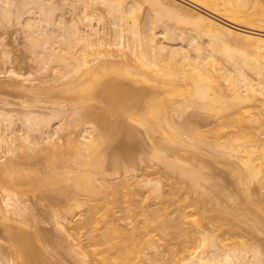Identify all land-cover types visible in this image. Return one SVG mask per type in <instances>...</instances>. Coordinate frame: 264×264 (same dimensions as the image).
Segmentation results:
<instances>
[{
	"label": "bare ground",
	"instance_id": "obj_1",
	"mask_svg": "<svg viewBox=\"0 0 264 264\" xmlns=\"http://www.w3.org/2000/svg\"><path fill=\"white\" fill-rule=\"evenodd\" d=\"M0 1L5 4L3 9L0 7V11L3 10L1 13H5V17L7 14L9 19L10 14H13L12 9L15 8L13 6L18 7L17 13L14 14H21V17L19 15L16 17L20 20L19 23L24 24L25 21L26 28L23 29L29 33L27 38L29 36L28 39L33 47L39 46V42L44 39L42 43L44 50H39L41 53H46V56L40 53L42 55L40 57H46L43 61L46 63L48 61V67L51 62L56 63L58 69L63 71V74L60 72L63 80H67L69 76L68 80L71 81V75L73 81L79 79L78 82L83 83V80H80L83 77L86 82L90 81L88 86L85 83L83 87L76 84L77 86L72 89L71 86H67V83L71 84V82L66 83L68 91L69 89L71 91L68 94L73 95L69 101L72 104L76 100L73 104L76 107H73L77 110H71L77 112V121L82 123L87 120L84 117L92 118V113L79 112L77 105L82 103L79 101L81 99L90 100V96L97 90L102 92L111 105L116 103L115 101H118L116 104L120 103L119 106L124 104L121 100L127 93L128 96L131 95L130 99H134L137 106L144 102L146 112L143 115L137 113L135 120L138 117L136 121L145 129V134L153 145L151 151H146L142 146L144 144L138 148L144 154L143 162H147L148 168L157 164L162 165L161 171L165 169L164 175L156 172L158 176L161 175L158 179L155 178L157 180L150 178L137 180L139 176L135 173L132 174L133 179L127 176L126 179L120 178L116 173L110 174L111 178L112 175L120 178L119 181L117 179L119 183H116L115 176L111 181V178L105 174L104 166L107 163L95 159L97 155L95 149L97 147L99 149L97 143H94L97 137H92L95 136V132L93 133L96 131V128L93 130L95 126L88 125L83 128L84 131L82 130L81 133L84 134L83 141L72 139L73 137L71 140L69 135L67 144L71 141L68 146H71L72 150L74 148L75 154H78L75 158L79 159V162L81 159V162L76 161L80 164H76L78 174L74 173L67 164L69 171L64 170V173L68 172V175H71L73 172L74 177H71L73 181L71 187L69 183L67 184L69 189L65 186L68 178L65 179L67 181L63 186L66 187V191L70 190V193L71 189H74L72 191L75 194L72 193L71 196L75 197V200L72 197L73 201L77 200L75 208L81 209L82 206H86V211L83 210L86 214L83 215L82 222L84 231H80L81 235L78 236L76 230H72L73 227L67 226L74 224V221L73 224L68 223L72 222L70 217L72 212H76L73 204L71 205L73 208L69 206L72 209L68 208L61 217L55 215V226L62 237L51 249L46 244V247L43 245L45 249L39 250L33 244L44 235L40 230L33 233L27 232V228L25 231L23 228L18 231L10 230L8 237L14 252L12 254H15L22 264H61L62 254L68 255L77 264H264V250L258 245L254 247L250 242L253 236H264V193L262 195L260 193L261 197L259 195L258 198L257 195H253L254 191H251L253 185H259L258 187L264 189V11L261 9L260 0H186L192 3L191 7L183 5L180 0H76L77 3H74H80L84 8L91 6L90 3L106 6L114 17L113 31H111L113 33L110 34H113V40L111 36L110 42V38L105 39L106 33L102 35L98 28L95 29L90 25L89 30L82 28L83 21L80 19V22L78 17L76 19L79 22L74 18H72L74 22H66L61 16L62 18L54 23L56 20L51 17V12L58 10L57 5L54 7L52 4V7L49 4L51 8L43 0H31L38 9L37 17V15L32 16L31 8L25 9L28 4L25 5L24 0ZM195 6L205 11L193 9ZM143 7L149 14H147L148 20L147 18L143 20L144 25L141 26V20L138 19L141 18L139 15L143 12ZM25 12L32 13L27 15L28 21L21 20L22 15H25L22 13ZM165 19H168V22L170 19H177L181 24L184 22L190 25L191 28L187 27L191 29L190 32L182 31L185 34L180 33L181 37H178L181 38V44H175L173 38V42L170 37L167 38L171 30L167 27L169 25ZM53 25L58 27L56 29L58 31H51ZM49 26L51 29H48ZM156 27L163 29L161 34L166 41L160 38V33L157 36ZM171 32L172 35L175 34ZM78 45L81 48L79 54H77ZM63 50L66 51L65 54ZM43 61L39 60V63ZM121 62H124L126 67H123ZM104 76H116V78L103 81L101 77ZM119 76L123 77L122 80L118 78ZM142 76L143 82L146 81V84H143L147 87L133 86V83L141 81ZM125 78L132 80L133 85L126 84L124 81L128 79ZM30 82L33 84L30 87H35L33 81ZM156 93L158 95H155ZM127 104L125 101L123 106H128ZM123 106H120L123 108L120 109L125 111L127 108ZM194 107L209 109L211 114L209 113V119L208 117L206 119L211 127L205 130H201V124L194 127L195 123H192L194 115H188L189 117L180 123L175 120L176 114L182 115ZM56 113L60 117V113L64 115L66 112L61 110ZM133 113L131 112L133 116L130 114L129 117L134 118L136 112ZM20 114L22 113L16 115L10 110L0 109V147L11 146L16 140H20L27 154L28 151H25L29 147L27 145L40 142V138V140H50L58 133L57 130L61 129L53 125V115L48 114L53 116L52 120L47 114L48 117L32 111ZM95 114L97 116V113ZM57 116L55 118H58ZM18 123L25 129L22 134L16 129ZM35 132L39 134L41 132L43 136H39V139L36 136L37 140L32 136ZM100 138L98 137L99 140ZM100 142V147H104ZM54 145L57 144L52 141V152L60 150V147L64 150L70 149L67 145H65L67 147ZM29 154L30 152L28 156H32ZM51 154L53 156V153ZM55 155L58 158V155ZM59 156L63 157L61 154ZM204 156L210 157L208 162L212 161L231 177L229 182L232 181L235 185L236 194L228 192L227 184L220 179L217 180L214 172L218 168L212 167V162L210 165L204 164L201 160ZM118 160H113L114 163H111L117 170L120 169L118 166L121 164ZM10 161L12 162L13 159L11 158ZM10 161L8 162L11 163ZM8 162L6 165L0 164V179L5 183L4 180L11 177L12 181L9 183L7 181L8 187L9 189L13 187L16 193L13 189L12 193L8 188L7 191L5 190L7 194H4L3 205L6 210L4 208L3 210L10 214L6 218L12 216L23 218L24 227L25 223L29 224L33 214L22 203V199H17L18 188H14L16 187L14 184L17 187L20 185V188L28 185L26 187L34 189L35 182L33 187L32 184L29 185L32 181L28 180L32 178L37 185L38 182L41 185L40 182L44 179H40L38 173L29 174L31 172L24 171V168L20 171L23 173L10 174V170L13 171L16 165L14 162L13 165ZM53 162L48 164L52 163L54 166ZM63 164L64 161L61 163L62 167ZM128 164L132 166L134 161L130 160ZM93 167H97L95 168L97 172L100 167L101 175L105 170L104 180L103 176L102 178L99 176L100 173L93 170ZM65 168L67 169L66 166ZM53 169L54 167L51 171H54ZM7 172L10 175L6 174ZM55 172L57 173V169ZM3 173L9 177L3 176ZM27 173L29 176H26ZM13 175L21 177L18 179L25 177L22 181L30 178L26 180L27 182H22L17 181V178L12 177ZM162 176L165 181L161 180ZM55 177L57 179V176ZM98 177L102 179L101 183L99 181L100 185L96 183ZM11 183L13 186L9 185ZM46 184L45 186L48 185ZM20 188L19 191L22 190ZM23 189L27 190V188ZM11 219L13 221V217ZM19 221L21 220L17 222ZM204 221H207L208 229L204 226ZM76 223L78 225L77 221ZM78 228L79 225L78 227L74 225L73 229L78 231ZM262 239L264 242V238ZM259 241L262 242L261 239ZM44 242L41 241L42 244ZM3 263L0 261V264Z\"/></svg>",
	"mask_w": 264,
	"mask_h": 264
},
{
	"label": "rangeland",
	"instance_id": "obj_2",
	"mask_svg": "<svg viewBox=\"0 0 264 264\" xmlns=\"http://www.w3.org/2000/svg\"><path fill=\"white\" fill-rule=\"evenodd\" d=\"M24 1H25V5H26V3L28 4L27 7H25V9L31 8L32 11H33V15L32 16H36L37 15V17H38L39 14H38V9L36 8V4H34V2H32L31 0L28 1L29 3L27 2V0H24ZM43 1H45V4H48L47 5L48 7L50 6L49 4H51L52 7H53V5H54V7L56 5H57L56 6L57 8L59 7L58 10H55L57 8H54V10H55V11H53V13L55 12L54 14L51 12V17H53L56 20V22H54L55 20L53 19L54 23H57L58 20L62 18L61 16H63V18L65 19L66 22L69 21L71 23L74 22V20L72 18H74L75 20H77V19L80 20L81 19L84 22L83 23L80 20V22L82 24V28H84V29L86 28L87 30H89L90 26L91 27L94 26L95 29L98 28L97 30H99L102 35H105L104 33H106L107 37L105 36V39L106 38H108V39L110 38L109 42L111 41V36H112V40H113V34L112 35H110V34L113 33L111 31H113L112 30L113 29L112 22L114 20V17L111 15V13H109V11L107 10L106 6H104L102 4L101 5L100 4H96L95 5V4L90 3L91 6H89L87 8H84L80 3L75 4V3H77V2H75L76 0H69V2H68V0H66V1L65 0H50L49 2H46L47 0H43ZM1 2L2 1H0V7H1V9H3L2 7L5 4L3 2H2L3 3L2 4ZM180 2L183 5H185V6L187 5V7H191L190 5H192V3H190L189 1H186V0H183V1L180 0ZM260 3L262 4L261 9H263V11H264V0H260ZM69 5L71 6V8H69L70 7ZM28 6H31V7H28ZM13 8L14 9L11 8L13 16L10 14V16H11L10 19L7 18V14H6V17H5L4 16L5 13H1L3 10L0 11V13H1L0 14V109L3 108V110H6V111L10 110L11 112H13V114L15 113L16 115L19 114V113H22V114H25L27 112L29 113L31 111L32 112H36V113H41L44 116H47L48 114H50V115L54 116V121H52L54 123L53 125L55 127L58 126V129L61 128V129H59L60 131L57 130L58 133H56L50 140H46V141L44 139L40 140L41 138L39 139V136H43V134L41 132H40L41 135L39 133H36V132L33 133L34 134V135L32 134V136H34L33 138H36V136H38L37 138L39 139L40 142L36 141L34 144L27 145L30 148L25 146V148L27 147V149L25 151H28V153L30 152L31 154H29V155H32V156H28V153L26 154L24 152V149H23L24 145H23V143L20 140H16L13 143V145H11V146H3V145H1V147H0V164L3 165V163H5V165H6V163L8 161H10L11 158H12L13 161L12 162L10 161L11 163H9V162L8 163L12 164V165L15 163V165H16L15 166L16 168L13 166L15 168L14 170L12 169L13 171L10 170V174L12 172H13V174L18 173V172L19 173H23V172H20V171H23V168H24V171H26V172L28 171V173H29V171L31 172L29 174L38 173L37 175L39 176L40 179L43 178L44 180H46V178H47L45 183H44V180H41L43 182V183L40 182L41 185H39V182H38L39 187H38L36 181H33V179L30 178V177L29 178L31 180H28L29 178L23 180V181H26V180L32 181L33 183L32 182L31 183L28 182V183H29V185L32 184L33 187H34V182H35V188L34 189L33 188L31 189V187L30 188L26 187L28 185H24L25 187H21L22 188V190H21V188L19 187L20 185H18V187H17V185L14 184L16 186L14 188H16V189L20 188V190L24 192V193L23 192L21 193V191H19L17 189V196H19V198H17V199H22L23 200L22 203H24L28 207L30 213L33 214V217L30 218V220L29 219L26 220V222H28V220H29V224L25 223L24 224L25 228L22 226L23 222H25V221H23V218H21V219L17 218V217L14 218V216H12L13 217V221L11 219L12 217L6 218V217H9L10 214L8 215V213L5 212L6 208L3 205L4 204L3 203V198L5 196L4 194L6 193L7 188L9 189L8 183H9V181H12V178L10 177L9 178L10 180L9 179H5V180L3 179L4 181H6L5 182L6 184L1 181L2 179H0V182H1V184H0V259L1 260L0 261L4 262L5 264H8V263H10V264H22V262L17 257H15V254H12L14 252H13V248L11 247V243H9V237H8L9 233L8 232L10 230L18 231L21 228H23L24 231L27 228L26 231L30 232V233H33L35 231L39 232V230H40V232H43L41 234H44L43 236H41L42 238H40L42 240H40V239H37L36 241L34 240L36 243L32 241L33 244L35 245V247L37 246L36 248L39 249V250L40 249H42V250L45 249V247L47 245H48V247L50 246L49 249H51V248L55 247V245L57 244L56 243L57 241L60 242L62 236H61L59 230L56 228L57 226H55L56 224H55L54 218L56 219L57 214H58L59 217H61L62 214L66 213V210L68 211L69 206L70 207H72L74 205L76 206V202H77V200L76 201L72 200V197L75 200L74 195L71 196V194L73 193L74 189H71V193H70V190L66 191V189H69V186L72 185L73 181H71V179H72L71 177H74L73 172L78 174V171H79L78 170V166L76 165V164H78V163H76V161L79 162V159L75 158V157H77L78 154L77 155L75 154L74 148L72 150L71 146H68L69 144H71V141L67 144V139H69V138L71 139L73 137L72 139L83 141V135L84 134H81V133H83V131H84L83 128L84 127L86 128L88 125L89 126L92 125L93 127L95 126L93 128V130H95V128H96V131H93V133L95 132V134H94L95 136H92L93 134L91 135L92 137H97V140H95L94 143H97L96 145L99 146V149H98V147L95 149L96 152H97V155H98V156L97 155L95 156V159L97 161L98 160L99 161H105V163H107V164L104 163L106 166L103 165L104 168L106 169V172H105V170H103L102 175H101L102 170L100 169V167H99L100 170L98 169L99 172H97L95 170V168L97 169V167H95V168L93 167V170H95V172H97V173H100L99 176L100 177L103 176V180H104V175L105 174H107L109 176V178H111L110 174H115V173H116V175H119L120 178H124V179H126L125 176H127L130 179H133L132 174L135 173V174H137V176H139V178H137V180L138 179L141 180L142 178H148V179L150 178L152 180H157L158 177H160L161 175L158 176V174L156 172H158V173L161 172L159 174H163V172H164V174H165V171H164L165 169L163 171H161L162 170V168H161L162 165H157V164H153L152 166H150V168H148L149 166L147 167V165H148L147 162H145V161L143 162V155L144 154L141 153V150L138 147H141V145L144 144L142 146L146 149V151H151L153 144H151L152 142L150 143L147 135L145 134V129L138 123V121H136V120H138L137 119L138 117H136V120H135V116L137 115V113H138V115H143L146 112V108L144 107L145 106L143 104L144 102L140 103L141 104L140 106H137V104H135V102L133 101L134 99H130L132 97H130L131 95L128 96V93L124 95V98H123V96H121L123 99H125L124 101H123V99L121 101L124 102V104H125V101H126V103H128L127 105L129 106L130 109L128 108V106L125 105V107L127 108L126 109L123 106L124 104L122 103V105H120V106H123L126 109V110L124 109L125 111H122L123 108L119 106L120 103L116 104L118 101H115L116 103L111 105V104L108 103V100L105 99V97L102 94V92H100L98 90L95 91L92 94L94 96L92 98H91L92 95L90 96V100L91 101L89 99H87V101H85V100L83 101L81 99L79 101L82 102V103L79 102L80 104H78V105L76 104L79 112L80 111H84V113H86V111H87V113H92L93 115H91V116H92L93 119L91 117H89L90 118V120H89V118L84 117V118L87 119V120H84V118H83L82 120H84V122L82 121V123H81V122L77 121L78 120L77 119L78 116L76 117L77 112H75L77 109L75 108L76 106L73 105L74 101H76V100H74L73 103L71 104V102H70L71 100L70 99H71V97L73 95L68 94L71 91H70V89L68 91L67 86H71V89L74 86H77L76 84L82 85V87H83L84 83H85V85L88 86V83L90 81L87 80V82H86L85 78L83 77V78H80V80H83V83L82 82H78L79 79H78V81L74 80V81H76V82H74L73 81V77L71 75H70L71 81L68 80V79H70L69 76H68L67 80L66 79L63 80L62 79V75H61V73L63 71L58 69L59 66L56 63L51 62L49 64V67H48V65H47L48 61H47V63L45 61H43V60H46V57H40V56H42L41 54H43V55L46 54V53H41V51L39 50V49H41V50L43 49V44L42 43H43L44 39L42 38L43 41L42 42L40 41L41 43L39 42V46L37 45L38 48L35 47L36 45L33 47L31 45V43H30L31 41H29V39H28L29 36L27 38V35L29 33L26 32V29H23L25 27V24H26L25 21H24V24H22L23 22L19 23L20 20L18 19V17H16L19 14H17V15L14 14V12L17 13L16 11L18 10L17 9L18 7L13 6ZM195 8H198V9H195ZM19 9H20V7H19ZM84 9H85V11H84ZM142 9H143L142 10L143 12L141 13V15H139L141 18L138 19L139 21L141 20L140 21L141 22V26L144 25L143 24L144 23L143 20L145 21L146 18H147V14H149L147 12L148 10L146 11L145 7H143ZM193 9H195L197 11H201V10L205 11L203 8L201 9V7H196V6L193 7ZM22 14H25V15L24 16L22 15L23 18L21 20H25L26 19V21H28L27 18H29V16H27V15H30L32 13L26 14V12H25V13H22ZM87 15L89 17H86ZM8 16H9V14H8ZM19 16L21 17V14ZM76 17H78V18L76 19ZM219 19H221V18H219ZM147 20H148V18H147ZM165 20H167V25H169L167 27H170V30L173 31V33H175V34L172 35V32L170 30H168V32L170 31L171 34L168 33L167 38L170 37L172 42H173V39H174V43L175 44H179V43L181 44V42H180L181 38L178 39V37L179 36L181 37L180 33H183V32H187L188 33V32H190V30H191L190 29L191 28L190 25L188 26L187 23H184L182 21L181 22L183 24H181V23H179V20L177 21V19H174V20L170 19L169 22H168V19H165ZM78 22H77V24H79ZM81 24L79 26H81ZM53 26H51L52 29H51L50 26H49L50 28H48V29H51V31L53 30L54 32L58 31V30H56L58 27H56V26L53 27ZM178 27H179V30H178ZM187 27H190V28H187ZM156 28H155L156 29L155 32H157L156 33L157 36L160 33L159 34L160 38H162V40L164 39L166 41V38H163L164 35L161 34L163 29L162 28H158V27H156ZM51 31H50V33L54 34V32H51ZM176 31L179 34H177ZM176 34H177V37H175ZM183 34H185V33H183ZM172 36H174V37H172ZM27 40H28L29 43L27 42ZM106 42H108V41H106ZM79 46L80 45L77 46V48H78L77 54L81 53V48ZM35 48H37L38 50L35 49ZM77 48L75 47V50H77ZM33 49H35V51ZM58 51H59V49H58ZM60 52L62 53V51H60ZM63 52H64V50H63ZM65 53H66V51L63 54H65ZM34 56H36V57H34ZM39 60L43 61L44 63L40 62L41 63L40 64ZM45 63H46V65H45ZM121 63H122V66L124 65L123 67H126V64L124 62H121ZM118 64L120 66V63H118ZM119 66H117V68H119ZM41 67H43V68H41ZM45 67H47V68H45ZM42 69H44V70H42ZM60 75H61V77H60ZM108 78L109 79L110 78H116V76L115 77L114 76H111V77H109V76L105 77L104 76L103 78L101 77V80L105 81ZM118 78L122 80L123 77L120 78V76H119ZM139 78H141V77H139ZM125 79H128V81H126ZM125 79H123V81L125 80L124 82L126 84H128V85L132 81L129 78H125ZM142 79H144L143 76L141 78L142 82L139 80L140 81V82L138 81L139 83L138 82L137 83H133L134 85L132 83L131 84L133 86L137 87V88H144V87L146 88L147 87L145 85L146 81L143 82ZM30 80L33 81L35 87H30V85L32 84V82H30ZM68 81L71 82V84L67 83ZM66 83H67V86H66ZM143 83H145V84H143ZM142 84H143V87H142ZM31 86H33V84ZM87 86H85V87H87ZM61 87H63V88H61ZM62 90H64V92ZM97 94H99V95H97ZM152 94H154V93H152ZM55 95H57V97H55ZM155 95H158V94L156 93ZM62 100H63V102H62ZM83 102H85V103H83ZM66 103H68V104H66ZM130 104L133 105V106H131ZM73 106H75V107H73ZM60 107L61 108L63 107L64 109L63 108L61 109ZM120 108H122V109H120ZM54 109H58L59 111L62 110L63 112H66V113H64V115H63V113H62V115L60 113L59 114L60 117H58L56 115L57 114L56 112H59V111L55 112ZM71 109L75 110V111H72ZM79 109H81V110H79ZM130 110H131V112H134V113L136 112V114L134 115V118L133 117H129V115L131 114ZM208 111H209V109L205 110V108L194 107V108L188 109V111L186 113H183L182 115L181 114L180 115L176 114V116L175 115L174 116H175V120L180 123V121H182V120L185 121V119L187 117H189L190 115L191 116L194 115L193 116L194 119H192L193 120L192 123L194 122L195 124L194 125L192 123L191 124L194 127L197 126V124L198 125L201 124V126L200 125L199 126L202 129L200 127L199 128L201 130H205L206 128L211 127V126H209L210 124L207 123V119H206L207 117L209 119V115L211 114L210 111L209 112ZM73 112L75 114H73ZM95 113H97V116H96ZM22 114H20V115H22ZM50 115H48V116H50ZM55 115L58 118H55L56 117ZM53 116H50V118L52 120H53ZM131 116H133V115L131 114ZM101 119H103V120H101ZM76 121L79 122V124ZM80 121H81V119H80ZM93 121H94V123H92ZM87 122H89L90 124L87 123ZM208 122H211V121H208ZM95 124H98V125H95ZM16 126H17L16 129L17 130L19 129L18 133L22 134V133L25 132L24 127L22 128V126H19V123ZM54 126H53V129H55ZM97 130H98V133H97ZM99 134H102V135H99ZM76 135H79V137L76 136ZM68 136H69V138H68ZM59 137L61 139H59ZM76 137H77V139H76ZM98 137H101L100 140L98 139ZM78 138H80V139H78ZM52 141L55 142L58 146H61L62 145L61 143H63L64 145H62V146H64V147L68 146V148H70L71 150L67 149V148H65V150H64L63 147H62V149H61V147L60 148L58 147L60 150L52 152L53 151L51 149L52 148V146H51ZM100 141H102V142H100ZM140 141H143V142H140ZM99 142L104 147H102V146L100 147ZM65 145H67V146H65ZM59 151L62 152V153H56V152H59ZM24 153L27 156H25ZM51 153H53V156H52ZM55 154L58 155V158H57V156ZM59 154H61L63 157L60 158ZM73 155H74V157H73ZM53 157L55 158L54 162H53V159H54ZM125 157H126V159H128V161H130V160L134 161V165L131 164L132 166H130L128 164V161L125 159ZM62 158H65L68 161L66 162ZM79 158H81V157H79ZM208 158L211 159L210 157H205L204 156V158L202 157L201 160H202V162L204 164L208 165L207 163H209V165H210L211 164L210 162H212V161L208 162L209 161ZM116 159L117 160L119 159L120 161L119 160L118 161H119V163H121L120 166H118V167H120V169H118V170L115 167L114 168L116 170H114V168H113L114 165H111V163L112 164L114 163L113 160L115 161ZM50 160H52V161H50ZM56 161H58V163H56ZM62 161H64L63 167L61 166ZM50 162L55 163L54 166L52 165V163H51V165H49L48 163H50ZM73 162H75V163H73ZM80 162H81V159H80ZM57 164H59L58 167L60 169V171H59L60 174H58L59 173L58 172L59 169L57 167ZM67 164H69L68 166H70L72 168V170H73L71 175L70 174L68 175V172H66L67 174L64 173L65 172L64 170H68L69 171ZM64 165L67 167V169L65 168ZM78 165H80V164H78ZM85 165H89V164H85ZM121 166H123L124 168L121 167ZM211 166L212 167H217V165L214 164L213 162H212ZM53 167H54V169H53L54 171H51ZM55 167L57 169V173L55 172V170H56ZM91 167H89V168L92 170ZM85 168H86V166H85ZM87 168H88V166H87ZM104 168H102V169H104ZM217 168L218 169L214 168V169H216L215 172L213 171L214 175L216 174L215 177L217 178V180L220 179V180H222V182L227 184V190L229 189L228 192H231L232 194H234V193L236 194L235 185L232 184V181L229 182L231 177L228 176V174L224 170H221L222 169L221 167L218 166ZM219 168H221V169H219ZM48 171H51V172H48ZM71 171L69 173H71ZM116 171L118 172V174H117ZM61 172H63L64 174L61 173ZM104 172H105V174H104ZM28 173L26 174V176L27 175L29 176ZM39 173H40V175H39ZM6 174H9V173L7 172ZM53 174L54 175L56 174L55 176H57V179H56V177ZM2 175L4 176L5 174L3 173ZM15 175H17V174H15ZM15 175H13L12 177L17 178L16 179L17 181H22V179L25 178V177H23L22 179H18V178H21V177H19V176L16 177ZM19 175L21 176V174H19ZM64 175H65V177L63 178ZM116 175H112V177L114 178V176H115L114 182L119 183V182H117L118 178L116 177ZM5 177H9V176L5 175ZM100 177H98L99 180L96 181V183H98V184H99V181L101 183V180H102V179H100ZM156 177H157V179H155ZM162 177H163V179H161ZM162 177L159 178V179L165 181L164 176H162ZM33 178H34V176H33ZM49 178H50V180L52 178L53 179L50 181ZM113 178H111V181H113ZM120 178L118 179V181L120 180ZM58 179H60L59 182H57ZM65 179H67L68 181L65 180ZM13 180H15V179H13ZM7 181H8V183H7ZM62 181H64V182H62ZM66 181H67V183H66ZM60 182H62V183H60ZM3 183H4V186L2 187ZM46 183L48 185H50V186H48ZM64 183H66V185ZM12 184L13 183H11L9 185L11 186ZM24 184H27V183H24ZM45 184L48 187L45 186ZM67 184L69 186H67ZM63 185H65L68 188H66ZM21 186H23V185L21 184ZM258 186L257 185H253L251 187V191L252 192L254 191L253 195L255 194V195L258 196V198H260L261 195L264 193L263 192L264 189H261ZM63 187H64V189H63ZM23 188H27V190H25ZM12 189H13V187L9 189V190H11L10 193H12ZM28 189H30V191H28ZM36 189H37V191H36ZM13 191H14V189H13ZM14 192L16 193V190ZM18 192H20L21 194L18 193ZM260 193H261V195H260ZM73 194H75V193H73ZM259 195H260V197H259ZM17 196L15 195V197H17ZM68 196H71V197H68ZM70 198H71V200H70ZM75 206H74V209H75L76 212L75 211H74L75 213L72 212V214L70 216L72 218L71 219L72 222H68L70 224H73V221H74V224H73V226L69 225V224L67 226H69L71 228L72 227L74 228V225H75V227H78V225H79L78 231H77V229H73L72 228V230H76V232H77L76 234H78V236H79V235H81L80 231H84V228L82 227V225H83L82 222L84 221L83 215L85 216V214H86V212H85L86 211V209H85L86 206L85 207L82 206L83 209L82 208L81 209L80 208H75ZM3 208L5 210H3ZM72 208H69V209H72ZM83 210H85V211H83ZM5 215H7V216H5ZM55 215H56V217H55ZM82 218H83V220H81ZM18 220H21V221H19L21 223L17 222ZM76 221L78 222V225H77ZM20 225H21V227H20ZM204 226L207 229L209 228V225H208L207 221H204ZM16 228H18V229H16ZM44 237H46V238H44ZM82 238H84V236ZM262 238H264V236H262V237H260V235L255 236V237L253 236V238L251 239L250 242L252 244H254L253 245L254 247L258 245L259 247H261L264 250V248H263L264 242H263ZM45 239H46V241H45ZM260 239L262 240V242L259 241ZM41 241H42V243L44 241L46 243L44 242V244H42ZM261 244H263V245H261ZM43 245H45V247ZM4 254H5V256H4ZM1 256H3L4 258L1 257ZM60 257H61V261H60L61 264H77L74 261V259L72 260L71 257H69L68 255L66 256V254L60 255ZM2 258L4 259L3 261H2Z\"/></svg>",
	"mask_w": 264,
	"mask_h": 264
}]
</instances>
